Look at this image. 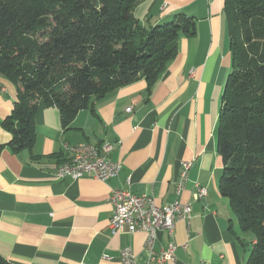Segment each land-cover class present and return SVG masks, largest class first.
Instances as JSON below:
<instances>
[{
  "label": "crops",
  "instance_id": "1",
  "mask_svg": "<svg viewBox=\"0 0 264 264\" xmlns=\"http://www.w3.org/2000/svg\"><path fill=\"white\" fill-rule=\"evenodd\" d=\"M195 18L196 34L181 35L178 55L151 87L145 79L92 98L68 128L60 110L40 102L32 151L0 152V255L11 264H123L131 249L137 264L151 261L145 232L110 227L112 189L149 194L157 204L191 203L189 222H177L174 236L158 231L156 251L177 245V261L163 264H247L230 200L222 195L223 172L216 129L224 87L232 68L225 0H143L135 9L143 25L168 22L178 13ZM17 87L0 76V145L12 134L2 121L17 101ZM114 143L122 164L109 182L91 176L57 179L68 160L64 144ZM194 159L189 181L177 194L182 162ZM207 196L194 200L195 184ZM186 245V246H185ZM185 246V247H184Z\"/></svg>",
  "mask_w": 264,
  "mask_h": 264
},
{
  "label": "trees",
  "instance_id": "2",
  "mask_svg": "<svg viewBox=\"0 0 264 264\" xmlns=\"http://www.w3.org/2000/svg\"><path fill=\"white\" fill-rule=\"evenodd\" d=\"M143 0H0V76L17 87L0 145L32 151L40 102L68 128L93 97L145 79L151 87L196 34L185 13L155 25L135 15ZM232 68L216 129L222 195L251 244L247 264H264V0H225ZM0 264H11L0 255Z\"/></svg>",
  "mask_w": 264,
  "mask_h": 264
},
{
  "label": "built area",
  "instance_id": "3",
  "mask_svg": "<svg viewBox=\"0 0 264 264\" xmlns=\"http://www.w3.org/2000/svg\"><path fill=\"white\" fill-rule=\"evenodd\" d=\"M114 147V143L106 146L105 162H95L96 143L93 145H85V142L65 143L64 149L69 152L70 169L66 170V173H54V175L57 179L70 178L72 180L91 176L102 182H109L117 177L122 169V164L110 158ZM193 162L194 159L182 162V170L176 182L177 194L185 189L189 181L188 171ZM195 186L194 200L207 196L208 191L205 186L199 183ZM110 201L113 205V214L109 225L113 230L129 233L145 232L147 234L145 247L151 261H157L159 264L177 261V245L174 242L169 243L167 248L156 251L158 231L165 229L170 236H174L178 221H190L193 212L191 203H183L176 199L170 204L160 205L149 194H136L129 189L121 188L112 189ZM121 259L123 264H137L136 256L129 248L123 250Z\"/></svg>",
  "mask_w": 264,
  "mask_h": 264
},
{
  "label": "bare ground",
  "instance_id": "4",
  "mask_svg": "<svg viewBox=\"0 0 264 264\" xmlns=\"http://www.w3.org/2000/svg\"><path fill=\"white\" fill-rule=\"evenodd\" d=\"M85 145H93V143L85 142ZM106 146H110V144H104L102 146L96 145V154H95V162H105L106 161ZM67 151V150H66ZM70 169V161L69 158L65 162H63L57 169L56 173H66V170Z\"/></svg>",
  "mask_w": 264,
  "mask_h": 264
},
{
  "label": "rangeland",
  "instance_id": "5",
  "mask_svg": "<svg viewBox=\"0 0 264 264\" xmlns=\"http://www.w3.org/2000/svg\"><path fill=\"white\" fill-rule=\"evenodd\" d=\"M250 247H251V244H249L248 248H250Z\"/></svg>",
  "mask_w": 264,
  "mask_h": 264
}]
</instances>
